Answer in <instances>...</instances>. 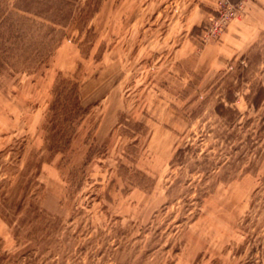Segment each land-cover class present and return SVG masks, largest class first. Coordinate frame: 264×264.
<instances>
[{
    "label": "rangeland",
    "instance_id": "1",
    "mask_svg": "<svg viewBox=\"0 0 264 264\" xmlns=\"http://www.w3.org/2000/svg\"><path fill=\"white\" fill-rule=\"evenodd\" d=\"M71 2L0 68V264H264V0Z\"/></svg>",
    "mask_w": 264,
    "mask_h": 264
},
{
    "label": "trees",
    "instance_id": "2",
    "mask_svg": "<svg viewBox=\"0 0 264 264\" xmlns=\"http://www.w3.org/2000/svg\"><path fill=\"white\" fill-rule=\"evenodd\" d=\"M71 1L75 0H15L10 9H1L0 6V68L9 66L15 72H35L52 55L60 41L27 40L24 35L31 38V32L47 36L59 31L57 25L65 24L58 15L63 11L62 5H71ZM43 28L45 30L41 32ZM66 115L71 116V110L66 111Z\"/></svg>",
    "mask_w": 264,
    "mask_h": 264
},
{
    "label": "crops",
    "instance_id": "3",
    "mask_svg": "<svg viewBox=\"0 0 264 264\" xmlns=\"http://www.w3.org/2000/svg\"><path fill=\"white\" fill-rule=\"evenodd\" d=\"M235 1V0H232ZM260 11V15L259 14ZM257 16V17H256ZM256 17V18H255ZM260 19L264 20V7L262 5H257L255 3L253 6H250V10L248 15L243 18L240 22L235 23V26H232L226 35L223 36L222 41L219 43L220 45L218 46L221 58L223 57V60L226 59L229 62L233 56H235L238 53V48L236 45L237 43H241L242 40L237 37L239 34H245L247 31L249 32L250 29H258L260 30L262 24L258 23L256 20ZM231 38H235L232 39ZM243 43V42H242ZM184 46H181L179 50H182ZM218 50V49H217ZM208 60V58L206 59ZM226 62V63H227ZM213 65V64H212Z\"/></svg>",
    "mask_w": 264,
    "mask_h": 264
},
{
    "label": "built area",
    "instance_id": "4",
    "mask_svg": "<svg viewBox=\"0 0 264 264\" xmlns=\"http://www.w3.org/2000/svg\"><path fill=\"white\" fill-rule=\"evenodd\" d=\"M239 8V5H233L232 7L227 8L224 11L221 10L216 18H212V22H210L209 26H206V28L204 29L206 30L205 41L218 36L224 30L229 20L237 16Z\"/></svg>",
    "mask_w": 264,
    "mask_h": 264
}]
</instances>
